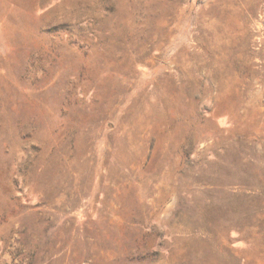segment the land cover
Here are the masks:
<instances>
[{
  "label": "rangeland",
  "instance_id": "1",
  "mask_svg": "<svg viewBox=\"0 0 264 264\" xmlns=\"http://www.w3.org/2000/svg\"><path fill=\"white\" fill-rule=\"evenodd\" d=\"M0 264H264V0H0Z\"/></svg>",
  "mask_w": 264,
  "mask_h": 264
}]
</instances>
